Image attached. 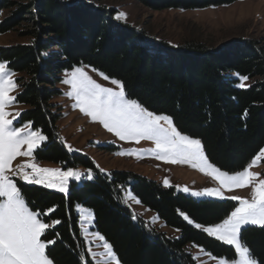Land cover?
I'll list each match as a JSON object with an SVG mask.
<instances>
[{
    "label": "trees",
    "instance_id": "1",
    "mask_svg": "<svg viewBox=\"0 0 264 264\" xmlns=\"http://www.w3.org/2000/svg\"><path fill=\"white\" fill-rule=\"evenodd\" d=\"M94 1L0 0V34L15 31L26 39L0 46V62L15 74V101L24 106L19 120L31 122L47 138L35 149V158L64 167L81 165L93 173L92 179L71 183L67 194L19 183L30 209L47 213L41 218L51 225L42 238L53 243L46 254L53 264H93L76 211L81 205L91 210V229L112 246L119 264H196L188 250L192 245L234 258L232 246L194 224L218 223L234 201L196 199L131 170L100 171L88 156L65 149L57 125L60 112L52 99L61 92V71L89 65L120 80L127 97L170 116L180 132L199 138L213 164L239 170L264 145V45L246 39L214 47L197 40L171 45L117 20L112 8ZM139 1L158 10L235 0ZM237 76L256 79L239 87ZM126 190L178 235L151 227L133 213L125 203ZM56 220L60 223L53 225ZM241 239L264 264V226L242 227Z\"/></svg>",
    "mask_w": 264,
    "mask_h": 264
},
{
    "label": "snow or ice",
    "instance_id": "2",
    "mask_svg": "<svg viewBox=\"0 0 264 264\" xmlns=\"http://www.w3.org/2000/svg\"><path fill=\"white\" fill-rule=\"evenodd\" d=\"M125 18L124 13L116 16L118 20ZM100 75L104 80H110L115 88L97 83L83 68L73 69L69 78L63 81L70 85V91L66 95L75 101L74 107L90 117L92 122H99L120 140L135 143L147 140L154 145L151 149L121 152L119 155H137L140 158L141 153L147 151L166 163H188L215 180L218 187L205 188L192 195L238 201V204L222 222L207 227L195 224V227L202 228L208 236L234 248L236 258L229 262L225 258L213 257L218 260V264H258L249 247L242 241L241 233L242 226L245 225L264 226V178H261L260 173L251 171L264 159V148L260 149L243 170L234 174L222 171L209 162L199 139L182 134L168 115L155 114L137 100L127 98L121 81L111 79L103 73ZM13 76L6 63H0V264H53L46 254L47 245L53 241L45 242L42 239L50 227L41 219L47 213L30 209L21 188L12 177H19L29 185H42L67 194L69 179L79 180L82 173L72 168L63 171L59 168L40 167L35 162L34 151L47 138L40 130L33 131L31 122L21 127L13 126V120L20 116L19 111L15 114L6 111L16 99L10 95L17 88ZM246 79L247 77H241L239 87H245L243 81ZM66 147L72 151L70 145ZM21 156L29 159L13 167L12 162ZM88 179H92L91 173ZM164 183L168 186L169 181L165 179ZM249 187L250 199L224 195L225 191ZM183 190L188 191L187 188ZM126 196L135 200L130 192ZM135 202L139 203L138 200ZM53 210L48 209V212ZM85 219L91 223L92 214L89 212ZM184 219L193 223L187 215H184ZM58 223V220L52 221L53 225ZM93 236L103 242L102 255L113 264H119L112 246L105 238L99 233H94Z\"/></svg>",
    "mask_w": 264,
    "mask_h": 264
},
{
    "label": "rangeland",
    "instance_id": "3",
    "mask_svg": "<svg viewBox=\"0 0 264 264\" xmlns=\"http://www.w3.org/2000/svg\"><path fill=\"white\" fill-rule=\"evenodd\" d=\"M94 3L104 4L112 8L114 10L115 18L119 13H124L126 18L119 21L143 30L146 35L165 41L171 45L183 44L188 40H197L203 42L207 46L214 47L240 39L256 40L258 41V44L264 45V0H235L226 5L206 6L192 9L163 8L158 10L145 6L139 0H95ZM23 41H26V39L19 37L15 31L0 34V46ZM75 68H83L92 79L102 86L115 88V85H112L110 80H104L101 77L100 73L103 72L97 70L93 71V68L86 64L76 65L60 72V79L57 83V88L61 92L55 96L52 101L56 105L57 111L60 112L57 125L61 142L68 152L88 156L93 161L95 167L102 172H107L113 169L131 170L158 181L164 187H173L176 191L190 195L196 199L209 198L221 200L217 197L192 195L193 192H199L205 188L218 187V184L211 177L201 172L198 168L192 167L188 163H166L154 158L147 151L142 152L140 158H137V155H119L118 153L121 152L128 153L132 150L139 151L151 149L154 145L151 141L147 140H142L139 143L120 140L113 133L108 132L99 122H92L90 117L81 113L78 108L74 107L75 101L66 95V93L70 91V85L63 81L69 78V74ZM8 70L13 73L9 68ZM103 74L106 75L105 73ZM241 77L243 76L238 77V86L241 83ZM13 78L15 80V74ZM110 78L116 79L114 77ZM254 79L256 78H247L244 80L243 83L245 84V87ZM17 90L18 88L11 92L10 95L15 96ZM23 109V105L14 101L8 106L6 111L15 114V112H21ZM27 123L28 121H20L19 116L13 120L14 127H21ZM32 130L35 131L37 129L32 127ZM182 134L187 135L185 133ZM189 137L199 139L193 136ZM66 145H70L72 151H69ZM261 148H264V145ZM259 151L243 168L235 171L223 170L213 164L209 159L208 160L220 170L228 172L229 174H234L243 170ZM28 159V157L23 156L17 157L12 162L13 167L27 161ZM35 162L40 167L59 168L63 171L72 168L73 170L81 172V178L79 180L70 178L69 185L73 182L79 184L82 179H88L89 173H91V175L93 174L91 169L85 168L81 165L64 167L60 163L39 161L36 158ZM263 170V159L257 166H254L251 169L253 172L260 173L261 178H264V175L262 174ZM27 171H31V169H27ZM12 179L17 182L18 187L19 183H26L23 180H20L19 177H12ZM165 179L169 181L168 186L164 183ZM184 188H187L188 191H184ZM129 192V190H126L124 193V199L125 203L133 213L143 218L151 227L171 236L178 235V231L175 228L165 225L152 210L143 206L140 202L136 203L135 200H137V198L131 192L130 193L135 197V200L127 198L126 194ZM250 192L251 189L249 187L235 189L232 192L225 191L224 195L226 197L236 195L250 199ZM234 202L236 203L235 206H237L238 201ZM76 211L79 214L81 234L85 241L86 251L93 264H113L112 261L102 255L104 253L103 242L93 236L94 233L98 232L91 229L92 222L88 223L85 219L88 213H91V210L87 207L76 205ZM226 217L227 216L223 219ZM222 220L218 223L222 222ZM215 224L200 225L202 227H207ZM49 225L51 224L49 223ZM188 250L192 253L196 264H218V260L213 257L225 258L229 262L236 258V256L232 259H227L224 256L209 255L208 252L197 245L188 246Z\"/></svg>",
    "mask_w": 264,
    "mask_h": 264
}]
</instances>
